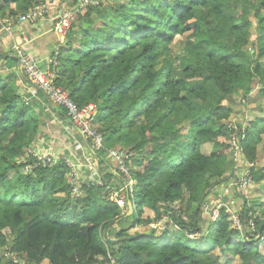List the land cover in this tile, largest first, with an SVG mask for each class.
Returning a JSON list of instances; mask_svg holds the SVG:
<instances>
[{
    "label": "trees",
    "instance_id": "1",
    "mask_svg": "<svg viewBox=\"0 0 264 264\" xmlns=\"http://www.w3.org/2000/svg\"><path fill=\"white\" fill-rule=\"evenodd\" d=\"M67 1L69 9L81 5ZM46 2L0 0V19L15 22ZM98 3L74 14L57 84L79 108L97 106L104 150L90 155L101 179L91 184L95 170L75 198L73 163L57 155L45 166L27 157L39 120L14 85L0 87V264H15L8 250L18 264H231L235 257L264 264V209L252 228L256 210L245 205L242 231L224 208L217 220L215 207L205 212L234 172L238 178L246 169L257 186L264 181V169L252 165L264 118L243 129L244 117L225 123L233 111L224 105L236 92L264 103V0ZM207 144L212 150L204 155ZM118 146L137 181L124 190L127 214L113 202L128 182L108 157ZM159 223L161 231L142 230Z\"/></svg>",
    "mask_w": 264,
    "mask_h": 264
},
{
    "label": "crops",
    "instance_id": "2",
    "mask_svg": "<svg viewBox=\"0 0 264 264\" xmlns=\"http://www.w3.org/2000/svg\"><path fill=\"white\" fill-rule=\"evenodd\" d=\"M4 21L6 20L0 19V87L14 85L26 103L34 109L40 126L32 148L40 154L56 153L61 159L73 163L80 175L81 183L92 181L95 170L94 181H99L101 179V175L97 174L99 162L90 155L93 144L73 126L67 115L66 119L61 117L64 110L50 103L27 80L13 49V44L21 38L20 31L25 32L31 40L28 49L32 57L45 70L49 66H54V72L59 78L58 75L62 73L58 68L62 44L51 31L53 18L25 27L15 25L12 37L4 31ZM62 57L64 59L67 56ZM55 65H58L57 68Z\"/></svg>",
    "mask_w": 264,
    "mask_h": 264
},
{
    "label": "built area",
    "instance_id": "3",
    "mask_svg": "<svg viewBox=\"0 0 264 264\" xmlns=\"http://www.w3.org/2000/svg\"><path fill=\"white\" fill-rule=\"evenodd\" d=\"M88 2H84L78 8L74 9H65L58 11V15L53 13V10L56 6L55 0H48V2L36 6L30 12L20 15L18 19L13 22L12 20L4 21V31L11 34L12 37L14 26L25 27L35 24L37 21H42L45 19L53 18L54 25L52 27V32L58 37V39L66 40L67 35L69 34L73 17L75 13H78L80 9L87 5ZM21 38L13 44V49L18 60L19 67L23 71L27 80L36 87L54 106H57L63 109L67 116L69 117L71 123L75 128L82 131L85 138H87L93 144L94 150L101 151L104 150V136L97 131L95 128L96 116H97V106L93 103L88 104L82 108H79L73 99L70 97L68 91L63 87L57 84V76L54 72V66H49L46 70L41 68L39 63L32 57L28 46L31 42L29 37L25 32L20 31ZM235 146V143L234 145ZM96 148V149H95ZM34 158L37 159L39 163L43 165L55 164L59 160V156L56 153L38 155L31 154ZM108 156L110 159L116 163L117 168L121 171L126 179L132 181L131 175L129 173V168L126 166V162L129 159V154L126 151L115 148L108 150ZM71 168L70 175V184L72 186V194L75 198H79L82 194L81 192V179L80 175L74 165L69 164ZM31 167L26 166L24 172H30ZM96 181H92V185ZM253 182L252 176L250 173L246 172L242 177L241 183L244 189L251 188ZM240 187V183L237 182V186ZM126 188H131L130 186L125 185L120 193L124 192ZM242 189V188H241ZM118 193L114 200L120 206L123 207L126 205L127 201L124 197L120 196ZM214 217V212H213ZM219 217V214H218ZM236 229H244V225L241 223V219L238 218L235 221ZM251 227H254V224H250ZM5 257L10 258L14 261L15 264H18L19 260L14 254L9 250L5 252Z\"/></svg>",
    "mask_w": 264,
    "mask_h": 264
},
{
    "label": "rangeland",
    "instance_id": "4",
    "mask_svg": "<svg viewBox=\"0 0 264 264\" xmlns=\"http://www.w3.org/2000/svg\"><path fill=\"white\" fill-rule=\"evenodd\" d=\"M75 1H80V4H83L84 2H88L87 5H94V6H97L99 4L98 2H100V3H102V6L104 8H107L110 6H116V5L123 6V4L125 2V0H99V1L98 0H75ZM67 2H68L67 0L66 1L65 0H55L56 6L53 10V13L55 15H58V11L69 9V8H67V5H66ZM70 8L74 9L73 7H70ZM251 19L253 21L252 33L254 35H256V34H258L257 33V29H258L257 20H255L253 18V15L251 16ZM65 41L66 40L59 38V42L62 45ZM55 66L57 68L58 65H55ZM258 99H259V97L255 96L251 100L247 101V100H244L241 98L240 92L234 93L233 96L228 101H226L224 103L225 106L230 107L233 111V114H232L230 120L226 121L225 123H228L231 125L236 124L239 119L244 117L243 129H246V128H248V124L253 123L254 121H256L257 118L263 119L264 118V103L263 102H257ZM245 104H247V105H245ZM259 106H263L262 107L263 111L259 109ZM232 144L234 145V143H232ZM92 148L94 149L93 146H92ZM117 148L122 149V147H119V146ZM211 150H212V144H207V145H204L202 147L201 151L204 155H209ZM256 150L259 154V158L257 159V161L255 163H252V165L254 164L256 169L262 170V169H264V135H262L261 143L257 146ZM95 151H97V150H95ZM125 151H127V150H125ZM30 154H37V151L34 150L33 148H30L27 150V157L30 156ZM27 157H26V159H27ZM109 159H110V157H109ZM232 159L234 160V157H232ZM24 161H25V158L20 160L19 164H22ZM245 170L246 169H243L242 171H240V173H239L240 176L238 178L235 177L236 172L231 174L230 177H228L227 184L217 188L209 196L208 201H207L208 205H206V211L205 212L207 214H209L210 211L214 207L216 208V210H214V220H217L219 218L218 214L220 215L221 209L224 208L226 210V213L230 216L229 220L232 222L231 227L235 228V229L237 227L235 224V221L239 218L241 211H242V208L245 205H248V207L250 209L256 210L255 213H253L254 219L251 220V223L254 225H255L254 220L261 215V210L264 209V181L260 184V186H257L252 182L251 188L244 189L242 187L241 180H242V177L244 176V174L247 172ZM263 173H264V171H263ZM235 178H237V179H235ZM68 181L70 183V178L68 179ZM237 181L240 183V187L242 189L238 188V190H235L236 186H237ZM115 183H117V182H115ZM127 184H128V186L132 187V186H135L137 184V181L132 178V181L126 182V185ZM237 193H240L241 197H237L236 196ZM81 194H83V193H81ZM116 195L117 194H114V196H116ZM124 195H125V191L123 193L122 192L120 193V196L123 197ZM243 198H245V199H243ZM113 202H115V201H113ZM128 206H129V204L126 203L125 206L120 207L122 209L123 213H126V214L128 213ZM149 213L151 214V216L153 218L154 214L152 212H149ZM165 222H168V219H165ZM129 224H130V220L127 221L124 225L119 226V228L120 229L126 228ZM155 226L154 227H152V226L147 227V228L142 229V230L150 231L151 230L150 228H157L161 231L163 228V226H161L160 223L156 224ZM138 231L140 232L139 229H132V230H130L129 233L131 235H134ZM222 261L225 262V259H223ZM231 264H243V263L237 257H235V258L231 259Z\"/></svg>",
    "mask_w": 264,
    "mask_h": 264
},
{
    "label": "water",
    "instance_id": "5",
    "mask_svg": "<svg viewBox=\"0 0 264 264\" xmlns=\"http://www.w3.org/2000/svg\"><path fill=\"white\" fill-rule=\"evenodd\" d=\"M79 132L83 135L82 131L79 130ZM129 205H130V204H129ZM130 208H131V210H132V206H131V205H130ZM131 213H132V211H131Z\"/></svg>",
    "mask_w": 264,
    "mask_h": 264
}]
</instances>
